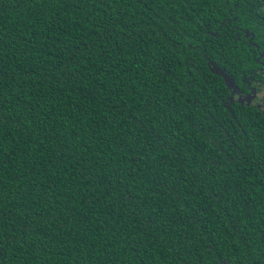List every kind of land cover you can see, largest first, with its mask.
Returning a JSON list of instances; mask_svg holds the SVG:
<instances>
[{
    "label": "trees",
    "instance_id": "obj_1",
    "mask_svg": "<svg viewBox=\"0 0 264 264\" xmlns=\"http://www.w3.org/2000/svg\"><path fill=\"white\" fill-rule=\"evenodd\" d=\"M235 25L264 51V0H0V264H264Z\"/></svg>",
    "mask_w": 264,
    "mask_h": 264
},
{
    "label": "flooded vegetation",
    "instance_id": "obj_2",
    "mask_svg": "<svg viewBox=\"0 0 264 264\" xmlns=\"http://www.w3.org/2000/svg\"><path fill=\"white\" fill-rule=\"evenodd\" d=\"M232 4L237 5V2L234 1ZM228 10L230 14H232L235 9L228 8ZM235 19L236 17L232 16V20ZM235 28L240 30L236 33L237 37H239L243 31V35L248 38L247 42L255 47L257 54L256 57H254L256 71L251 72L248 75L242 74L241 85L238 86L235 83L236 88H230L227 102L239 103L240 105L247 106L253 105L264 113V51L260 50L259 45L252 41L254 36L252 31L247 28H240L237 25H235Z\"/></svg>",
    "mask_w": 264,
    "mask_h": 264
},
{
    "label": "water",
    "instance_id": "obj_3",
    "mask_svg": "<svg viewBox=\"0 0 264 264\" xmlns=\"http://www.w3.org/2000/svg\"><path fill=\"white\" fill-rule=\"evenodd\" d=\"M211 64L213 65L212 71L218 72L223 77L226 86L235 89L236 85L234 83L233 78L228 73H226L222 68L218 67L213 61L211 62Z\"/></svg>",
    "mask_w": 264,
    "mask_h": 264
}]
</instances>
